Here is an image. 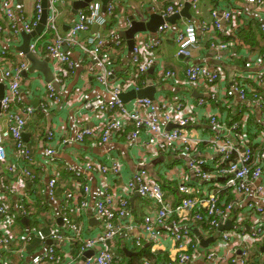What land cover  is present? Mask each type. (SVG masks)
I'll return each mask as SVG.
<instances>
[{
	"label": "built area",
	"instance_id": "1",
	"mask_svg": "<svg viewBox=\"0 0 264 264\" xmlns=\"http://www.w3.org/2000/svg\"><path fill=\"white\" fill-rule=\"evenodd\" d=\"M64 1L47 0L45 28L30 43L29 51L40 56L43 43L56 69L64 72L66 68L74 66L65 48H79L91 62L89 74L108 94L106 97L99 93L84 102V107L107 119L96 128H80L74 140L82 143L86 137L100 136L98 144L104 145L113 134L123 133L130 125L129 140L134 141L145 135L143 148L148 153L175 157V163H169L165 177L176 184L175 195L166 197L163 181L153 177L146 168H141L133 173L127 183V195H119L117 191L104 187V194L95 205V216L101 222V229L91 237H85L82 214L88 202L83 195L89 187L87 183L81 182L83 171L66 162L65 168L74 176V188L64 194L59 207L58 214L63 228L54 227L46 234L33 224L27 233L14 235L10 226L14 222L15 206L10 196H18L16 209L21 217L34 215L33 201L19 184L25 179L32 181L36 178L30 167L34 161L32 149L23 139L27 123L35 115L36 108L26 102L22 94L23 73L29 67L26 54L17 53L19 62L14 65L9 58L12 55L0 48V83L4 82L6 86L0 101V162L3 164L11 161V149L13 161L8 165V170L16 181L4 184L7 193L0 195V215L5 230L1 242L5 251H9L12 244L17 245L19 250H16V254L25 262L27 256L24 258L21 248L25 249L34 238H39L43 243L48 240L52 243L45 250L32 255L27 264L57 263L60 260L56 253L57 243L61 242L71 244L72 261L84 258L81 264H115L116 238L125 232L130 243L136 247H142L147 240L155 248L162 238L171 239L176 254L168 264H195L197 260L205 264H264V98L258 93L264 87V69L252 77L234 76L233 82L226 85L222 82L225 80V71L221 66L213 68L204 63H193L186 68L187 82L209 89L206 97L199 98L198 107L205 108L218 103L225 107L227 113V116L218 111L207 113L211 133L206 137L201 131L190 127L196 122L195 106L188 101L172 104L145 97L136 98L132 106L128 107L120 98L130 86L139 90L138 80L154 67L155 56L152 50L155 51L161 44L167 24L159 27L160 36L153 42L145 40L143 34L135 38L130 78L121 81L116 74L114 53L106 44L105 28L114 11L126 0H111L105 12L102 11L101 1L94 0L79 9L76 18L62 32L59 20L63 14L61 5ZM246 1L255 6H264V0ZM186 3L190 4L194 15H201L198 0H173L170 5L160 8L161 15H172ZM24 8V4L16 6L14 0H0V36L3 40L14 41L21 31L30 33L39 24L43 11L42 0H37L31 18L25 14ZM212 15L214 22L211 24L201 20L198 28L191 21L185 29L177 32V56H191L198 43V30L206 34L212 27L217 31L212 35V46L220 50L227 47V43L220 40V35L233 33L231 22L235 10L212 9ZM224 23H230V28L225 27ZM95 25L98 29L90 34ZM261 28L264 33V19ZM83 33L89 35L81 38ZM108 34L112 38L118 35L117 27ZM159 73L163 81H180L172 69L162 67ZM42 87L46 89V101L58 97L53 82ZM234 110H238L239 118L228 122ZM256 113L259 114L262 126L255 128L250 125V119ZM167 124L174 126L168 128ZM55 135L56 132L49 130L47 140L51 143ZM44 152L47 163L54 166L56 149L46 142ZM88 168L103 174L110 170L119 174L121 170L118 162L107 166L91 161L88 162ZM59 179L55 169L47 182V194L52 201L58 196ZM128 193H138L157 203L156 208L143 216L141 223L133 222V217L126 223L121 221L129 215ZM229 221L232 228L219 232V227ZM192 225H196L199 236L192 230ZM217 233L219 237L207 246L201 244V239H208ZM76 244L79 246L77 252L73 249ZM91 250L95 251L94 255L86 258L84 253ZM0 264H9L1 253Z\"/></svg>",
	"mask_w": 264,
	"mask_h": 264
},
{
	"label": "crops",
	"instance_id": "2",
	"mask_svg": "<svg viewBox=\"0 0 264 264\" xmlns=\"http://www.w3.org/2000/svg\"><path fill=\"white\" fill-rule=\"evenodd\" d=\"M14 1L16 6H20L21 4L25 5L28 11L25 12V14H27L28 17L31 18V16L34 15L37 0ZM72 1L73 0H65L61 5L63 14L60 17L59 26L62 32L67 30V26L69 27V24L72 23L77 15L76 13L74 18H71ZM157 1L126 0L122 3L121 7L117 9L118 22L113 28L117 27L118 35L116 34V36L112 38L108 34V31L106 32L107 47L114 53L116 74L120 77L119 79L121 81L130 78L131 74L132 50L129 47V40L120 37L121 31L128 29L133 20L144 22L146 23L145 25L150 23V27L154 29V31L147 29V31L137 34L136 37L143 34L145 40L153 42L160 36L159 27L163 24H167V31L162 34L161 44L155 51L152 50L155 56V65L152 67L154 72L149 73L148 71L146 74L142 75L143 77L138 80L139 87L142 89L151 81L155 88L156 102L164 100L172 104H178L179 102L188 101L194 105L196 122L192 123L190 127L197 131H201L204 136L207 137L211 133L207 113L210 111H218L224 112L226 116L227 113L225 112V107L218 103H212L205 108L198 107L197 103L199 98L206 97L209 89L206 86H194L187 82L185 80V70L193 63H204L213 68L221 66L225 71V80L222 82L226 85H230L233 82L234 76L246 75L252 77L258 71L263 70L264 33L261 25L264 19V6H255L248 3L246 0H198L201 8V15H194L190 8L191 18L185 17L182 15L184 11L182 9L185 7L184 5L180 11H178L180 16L175 19L174 22H170L166 20V17L161 15L160 8L168 1L172 2L173 0ZM212 9H219L220 11H226L227 9L235 10L234 20L231 22L234 28L233 33L231 35H227L226 33L220 35V40L226 42L227 47L224 50H220L212 46V35L217 33L212 27V30L206 34H201V31L198 30V43L193 48L191 56H177V32L185 29L187 24L191 21H193L198 28L201 26V20L207 24L213 23L214 18ZM160 19H162V21ZM224 26L230 28V23H224ZM97 29L98 26L96 28L93 26L89 33L91 34ZM23 33H25V31H21L20 36L14 41H5L0 36V48L12 55L9 58L14 65L19 62L17 53L22 52L25 54V52L20 50L25 42ZM89 33H83L81 38L87 37ZM39 35L40 34L32 37L31 42ZM44 42L46 43V41ZM42 46V52L38 58L40 61H44V66H48L52 72V81L57 83V85L54 84V86L58 97L54 100L46 101V89L43 88L42 85L46 86L49 80L40 69L31 71L32 62L28 60L29 67L23 73L24 82L22 94L26 102L36 108V112L27 123L23 139L25 144L32 149L34 161L30 167L36 178L32 181L25 179L21 184H19L20 182L18 184L31 197L34 215L27 218L21 217L16 209L18 196H10L15 206L13 211L17 213L13 224L10 226V230L14 235L21 236L27 233L30 225H35V222L36 226L43 229L46 234H49L54 227L63 228V223L58 214L59 207L64 194L70 190V188H74V176L65 168V163L69 162L83 171L84 177L81 182L87 183L89 187V190L83 195V198L88 202V206L83 211L82 221L85 237H91L101 229V222L95 216V205L98 199L102 198L105 186L110 190L117 191L116 193L119 195H127L125 190L127 183L130 181L133 173L141 168H146L153 177H158L160 181H162V179L166 177L167 167L175 163V157L170 154L166 155L159 153L153 156L148 153L143 148V141L146 138L145 135L134 141L129 140L128 134L131 130L130 125L127 126V129L123 133L113 134L110 140L104 145L98 144L100 136H89L86 137L85 141L82 143L76 142L74 139L77 130L84 127L96 128L107 119L84 107V102L91 99L96 94L100 93L106 97H108V94L104 87L89 74L91 62L79 48H65V52L68 53L74 66L71 69L66 68L64 72H59L46 46L43 45V43ZM162 67L176 71L180 81L177 83L163 81L159 75V70L162 69ZM1 84H4V82H1ZM252 84L255 85L254 82H252ZM131 90H133V88L130 86L128 91ZM261 90L264 93V87H261ZM135 99L136 98L123 102L128 107H131ZM238 118L239 112L238 110H234L228 117V122ZM256 123H260L259 116L257 118L251 117L250 125L256 128ZM163 124L166 126L165 122ZM169 126L170 125L167 124V127ZM49 130L56 132L55 138L51 143L50 140H47ZM46 142L57 151L56 163L54 166L49 165L45 158L44 149L46 147ZM11 152L10 149L9 157L10 160L13 161ZM183 158L184 157H181V159ZM11 161L1 164L0 195L7 193L4 184L8 185L16 182L15 178L8 170V165ZM91 161L107 166H111L113 162H118L121 166L120 173L116 174L110 170L103 174L98 170H90L88 168V162ZM55 169L58 171L60 179L57 183V199L52 201L47 194V182ZM167 182L170 181L167 180ZM164 189L166 197L175 195V188L171 190L164 187ZM128 197L130 201L129 215L121 219L122 222L126 223L131 220L130 217H133V222L141 223L143 216L151 209L157 207V203H154L152 200L138 193H128ZM2 221L3 217L0 215V253L2 257L9 259L10 262L12 261L11 264H27L32 255L41 250H45V248L49 246V240L43 245L42 242L35 239L33 242H36L35 246L30 247L33 243L29 246L30 255L27 256L26 261H19L18 256L12 251V249L15 250L18 248L17 245L12 244V249L5 251L1 242L5 234ZM47 230L48 232H46ZM115 246L122 247L124 250L127 249L129 251V253H127L129 257L132 255L133 249L141 248L130 243L125 232L120 233L116 238ZM153 246L152 243L146 240L142 247H147L151 253H155L156 255H158V253L163 254L166 259L161 262V264H168L170 258L176 254V249L171 239L162 238L155 248ZM71 248L72 246L70 243H57V251L60 260L55 264H63L64 262L81 264L84 258L78 261H72L70 254ZM91 251V256H93L95 251ZM85 257L87 258L88 256ZM195 264L205 263L202 260H197Z\"/></svg>",
	"mask_w": 264,
	"mask_h": 264
},
{
	"label": "water",
	"instance_id": "3",
	"mask_svg": "<svg viewBox=\"0 0 264 264\" xmlns=\"http://www.w3.org/2000/svg\"><path fill=\"white\" fill-rule=\"evenodd\" d=\"M94 0H73L72 1V17L74 18V15L78 12L79 9L85 8L90 2H92ZM102 2V11L105 12L106 11V7L108 6V3L111 0H100ZM42 6H43V11L41 14V18L39 21V24L35 27V29L30 32V33H23L24 37H25V42L24 45L20 48L21 51L25 52L26 57L28 60H30L32 62V66H31V71L36 70V69H40V71H42L47 79L49 80V82H53L55 85H57L56 82L52 81L53 80V76H52V72L50 71L48 66H44L45 62L44 61H40L39 58L37 56H35L33 53H31L29 51V46H30V42H31V38L35 37L38 34H41L43 29L45 28V23H46V19H47V15H48V2L47 0H42ZM190 4L186 3L185 7L182 9L183 14L185 17L187 18H191V14H190ZM180 16L179 12H176L168 17H166V20L170 21V22H174L175 19H177ZM162 21V19H160ZM146 23L141 22V21H137V20H133L131 23V26L126 29L125 31H121L120 33V37L128 39L129 40V47L130 49L133 51V47L135 45V38L136 35L142 32H145L148 30L150 31H154V29H152L150 27V23L145 25ZM97 27V25H95V28ZM68 28V26H67ZM40 63V64H39ZM42 64V65H41ZM154 70L153 68L149 69V73H153ZM6 86L4 84L0 83V101L4 96V92H5ZM155 88L152 85V82L149 81L148 85L142 89L139 90H131L128 92H124L120 95V98L122 99V101L127 102L130 99H134V98H150L152 100H155ZM0 112H1V102H0ZM170 126H174V125H170ZM169 126V127H170ZM168 127V128H169ZM0 168H1V162H0ZM192 230L195 231V233L199 236L200 233H198V229L196 228V225H192ZM232 228V224L231 222H227L225 225H222L221 227H219V232L224 230V229H229ZM219 237V233H217L215 236H212L208 239H201V244L205 247L207 246L211 241H213L215 238ZM49 244L52 243V241H48ZM264 249V246H263ZM127 250V249H125ZM127 253H129V251H126ZM85 256H91L92 255V251H87L84 253Z\"/></svg>",
	"mask_w": 264,
	"mask_h": 264
},
{
	"label": "trees",
	"instance_id": "4",
	"mask_svg": "<svg viewBox=\"0 0 264 264\" xmlns=\"http://www.w3.org/2000/svg\"><path fill=\"white\" fill-rule=\"evenodd\" d=\"M171 2L168 1L163 8H165L166 6L170 5ZM118 9V8H117ZM117 9L114 11V15H112L109 18V25L105 28V32H109L111 29H113V26H115V24L118 22V13H117ZM143 76L140 77V79ZM258 93L264 98V93L262 92L261 89L258 90ZM258 113H256L255 115H252V118H257L258 117ZM256 126L259 127L261 126L260 123H256ZM164 187L166 189H174L175 188V183H171V182H167V180L165 178L162 179ZM17 213L13 211V217L15 219ZM36 225V222H35ZM31 226V225H30ZM48 232V230L46 231ZM37 239L38 241L42 242L39 238H34L31 242H29L27 244V246L25 247V249L21 248V251L23 252V256L24 258H26V256L30 255L29 253V246L34 242V240ZM36 243V242H35ZM35 243H33L30 247L35 246ZM44 245V243H43ZM74 249L76 250V252L79 249V246L76 244L73 246ZM12 249V245L10 247V250ZM16 250L19 249H12V251L16 254ZM42 251V250H41ZM40 252V251H39ZM38 253V252H37ZM57 255L58 251L56 250ZM36 254V253H35ZM17 255V254H16ZM18 256V255H17ZM19 258V257H18ZM7 259V258H6ZM166 257L163 256V254L158 253V255H156L155 253H151V251L149 249H147V247H141V248H136L133 249V253L132 255L129 257V255L127 254V252L122 248V247H116V258H115V264H145V262H148L149 264H160L161 262L165 261ZM9 261V264H11L10 260L7 259ZM21 262H24L23 260L18 259Z\"/></svg>",
	"mask_w": 264,
	"mask_h": 264
},
{
	"label": "rangeland",
	"instance_id": "5",
	"mask_svg": "<svg viewBox=\"0 0 264 264\" xmlns=\"http://www.w3.org/2000/svg\"><path fill=\"white\" fill-rule=\"evenodd\" d=\"M24 11H25V12H28L27 9H26V7L24 8ZM160 264H161V263H160Z\"/></svg>",
	"mask_w": 264,
	"mask_h": 264
},
{
	"label": "clouds",
	"instance_id": "6",
	"mask_svg": "<svg viewBox=\"0 0 264 264\" xmlns=\"http://www.w3.org/2000/svg\"><path fill=\"white\" fill-rule=\"evenodd\" d=\"M51 241V240H50ZM50 245V244H49Z\"/></svg>",
	"mask_w": 264,
	"mask_h": 264
}]
</instances>
